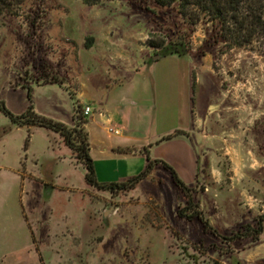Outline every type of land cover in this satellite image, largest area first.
I'll use <instances>...</instances> for the list:
<instances>
[{
	"label": "rangeland",
	"instance_id": "374dc122",
	"mask_svg": "<svg viewBox=\"0 0 264 264\" xmlns=\"http://www.w3.org/2000/svg\"><path fill=\"white\" fill-rule=\"evenodd\" d=\"M216 35L206 18L193 24L154 0H26L17 15L0 16V102L20 115L31 101L36 114L67 128L85 99L80 105L42 80L55 75L75 92L102 74V62L86 53L93 45L109 60L120 52L124 62L148 50L153 63L159 49L148 42L182 38L188 52L179 57V86L198 171L191 184L178 176L202 212V219L177 215L185 199L161 165L130 192L89 186L58 133L17 127L0 112V264H264V219L254 237L264 217V49L229 48ZM167 62L159 68L169 69ZM176 95L174 83L163 124L176 122ZM99 131L106 144L118 140ZM91 159L105 185L146 168L141 155L102 154L96 146Z\"/></svg>",
	"mask_w": 264,
	"mask_h": 264
},
{
	"label": "crops",
	"instance_id": "0c3cea01",
	"mask_svg": "<svg viewBox=\"0 0 264 264\" xmlns=\"http://www.w3.org/2000/svg\"><path fill=\"white\" fill-rule=\"evenodd\" d=\"M98 51L97 46L93 45L86 50V53L87 56L98 58L102 62L104 65L102 74L92 75L86 81H81L75 92L72 89L68 90L66 85L64 87L44 85L58 89L60 93H67L69 97L71 92L78 104L82 105L81 100L85 99V106L88 105L91 109L97 108V113H94L90 120L86 119L84 125L90 157H92V146H96L102 154L124 158L141 155L145 158L146 165L145 152H147L150 160L166 162L179 176L183 172L190 180L185 183L191 184L198 171V160L191 145H187L191 138V116H189L190 108L186 102L185 91L179 86L181 81L178 71L181 58L160 57L149 63L148 58L151 59L152 55L147 50L137 60L124 62L120 59V52L110 57L113 60H109L107 59L109 53L106 54L104 49ZM167 61L171 65L169 69ZM164 62H167L164 64L166 66L160 69V65ZM174 83L177 92L175 103L177 119L175 124H163L161 121L168 116L166 97L169 89L172 94ZM160 94L164 95L161 101ZM181 96L184 99L183 103ZM70 100L72 101L71 98ZM170 104L172 105V101ZM55 109L59 110L58 106ZM99 125L104 131L108 132L109 128L117 131L118 134L115 135L118 140L106 144L101 139ZM177 131L182 134L161 141L162 138Z\"/></svg>",
	"mask_w": 264,
	"mask_h": 264
},
{
	"label": "trees",
	"instance_id": "16d2710c",
	"mask_svg": "<svg viewBox=\"0 0 264 264\" xmlns=\"http://www.w3.org/2000/svg\"><path fill=\"white\" fill-rule=\"evenodd\" d=\"M26 0H0V16L4 13L17 15L18 10ZM86 4H95L99 0H84ZM161 7L175 6L177 12L193 24L199 22L200 18H206L217 28V37L229 48H247L257 46L264 49V0H154ZM148 46L159 49L160 57L177 56L182 57L188 52L187 45L180 38L177 41L164 44L162 41L148 42ZM47 84L64 87V82L55 75H50L41 81L40 86ZM27 97L30 100L31 88L25 87ZM70 98L75 100L74 94L69 93ZM80 106H75L73 121L75 126L67 128L60 122L53 121L35 113L30 101L27 109L20 115L10 113L5 105L0 102V112L8 117L17 127H43L62 138V142L67 146L74 158L81 162L85 169V181L89 186L98 190L109 191L112 193H126L132 191L139 181L145 178L153 166L161 165L171 175L173 183L180 189L185 199L184 206L177 210L180 218L192 220L202 219V212L198 205L193 202L191 189L180 179L176 171L166 162L161 160H150L147 152L146 168L139 175L119 184H99L95 179L92 159L89 155V144L87 133L84 130L86 117L80 112ZM182 134L177 131L162 138L161 141L169 140L172 137ZM264 217L259 219V226L255 232V239L261 233V222Z\"/></svg>",
	"mask_w": 264,
	"mask_h": 264
},
{
	"label": "built area",
	"instance_id": "2783aa9c",
	"mask_svg": "<svg viewBox=\"0 0 264 264\" xmlns=\"http://www.w3.org/2000/svg\"><path fill=\"white\" fill-rule=\"evenodd\" d=\"M91 113V109L89 106H84L82 110V115L87 117ZM108 132L118 134L117 131L112 130L111 128L108 129Z\"/></svg>",
	"mask_w": 264,
	"mask_h": 264
},
{
	"label": "water",
	"instance_id": "95a60500",
	"mask_svg": "<svg viewBox=\"0 0 264 264\" xmlns=\"http://www.w3.org/2000/svg\"><path fill=\"white\" fill-rule=\"evenodd\" d=\"M159 57H160L159 55H155V56H154V59H155V58H159Z\"/></svg>",
	"mask_w": 264,
	"mask_h": 264
}]
</instances>
